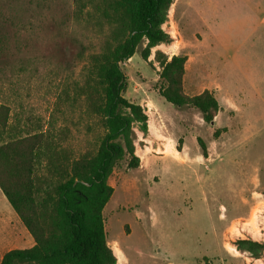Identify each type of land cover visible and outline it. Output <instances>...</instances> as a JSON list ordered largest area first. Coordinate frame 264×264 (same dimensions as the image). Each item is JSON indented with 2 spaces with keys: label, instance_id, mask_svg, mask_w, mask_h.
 I'll list each match as a JSON object with an SVG mask.
<instances>
[{
  "label": "rangeland",
  "instance_id": "1",
  "mask_svg": "<svg viewBox=\"0 0 264 264\" xmlns=\"http://www.w3.org/2000/svg\"><path fill=\"white\" fill-rule=\"evenodd\" d=\"M236 1L181 0L178 22L168 11L162 25L172 42L152 48L147 61L141 43L121 63L123 96L157 117L160 126L152 123L160 132L161 151L155 142L147 159V143L136 130L138 168L127 169L122 161L108 178L113 192L103 218L116 264H264V136L254 142L250 157L223 150L219 130L205 124L196 110L160 96L154 60L157 50L170 57L165 46L175 43V31L182 27L189 39L199 36L197 51L209 59L213 75L207 80L219 83L222 36L228 22L236 20V11L230 10ZM102 9L101 0H0V104L10 109L9 125L22 133L51 132L60 151L74 158L95 150L103 133L97 116L86 111L83 95L92 80L89 57L108 40ZM181 47L179 55L188 58L191 45ZM193 64L186 62L187 95L205 86L204 78L194 77ZM197 138L206 146V158ZM179 140L181 160L169 153ZM4 216L0 203V222ZM238 239L262 243L260 257L238 251Z\"/></svg>",
  "mask_w": 264,
  "mask_h": 264
},
{
  "label": "trees",
  "instance_id": "2",
  "mask_svg": "<svg viewBox=\"0 0 264 264\" xmlns=\"http://www.w3.org/2000/svg\"><path fill=\"white\" fill-rule=\"evenodd\" d=\"M110 30L102 51L89 57L92 80L84 91L86 111L97 116L102 135L95 150L78 157L60 151L48 131L22 133L9 125L10 109L0 104V191L33 238L30 248L7 251L0 264H116L106 240L103 209L113 188L108 178L120 162L136 169V130L147 134L143 107L123 96L126 76L121 63L144 43L141 57L172 39L162 25L173 0H101ZM160 96L178 107H190L212 125L218 103L211 92L189 96L183 91L186 56L169 59L155 51ZM2 134L7 136L2 137ZM216 134V133H215ZM201 155L206 146L197 138ZM181 141L176 147L180 151ZM235 246L257 259L263 244L238 239Z\"/></svg>",
  "mask_w": 264,
  "mask_h": 264
},
{
  "label": "crops",
  "instance_id": "3",
  "mask_svg": "<svg viewBox=\"0 0 264 264\" xmlns=\"http://www.w3.org/2000/svg\"><path fill=\"white\" fill-rule=\"evenodd\" d=\"M180 1L173 0L168 10L176 17L177 22L176 6ZM230 7H232L230 10L236 11L237 16L234 22H228L227 30L222 36L219 83L207 80L213 75L209 59H202L203 56L197 51L199 36L191 40L186 37L183 28L180 27L179 32L178 29L175 31L178 35L175 43L165 47L172 52L169 55L171 57L181 53V46H184L185 42L191 45V51L184 64V74L186 62L188 60L194 62V77L204 78L205 86L196 94L189 96L200 94L204 90L211 92L218 103V112L211 126L219 130L221 147L223 150L248 152L244 156L250 157L255 150L254 142L264 136V0H237L235 5L232 3ZM162 46L159 45L158 48ZM148 105L158 117H161L160 111L154 107V104L147 102ZM146 115L147 134L141 135L139 140L147 143L144 147L148 151L144 154L148 159L147 152L149 149L154 150L155 142L157 150L161 151L156 140L160 137V132H157L159 131L157 126L159 127L160 124L156 121L155 115ZM163 120H165L164 117H161V121ZM152 121H155L157 126ZM182 152L181 148L180 151L172 149L171 146L169 148V153L177 160H181L179 155ZM238 156L241 155L238 154ZM3 198L4 196L0 195V203L5 210V216L0 222V261L7 251L30 248L34 244L31 235L12 208L9 209L5 205Z\"/></svg>",
  "mask_w": 264,
  "mask_h": 264
},
{
  "label": "bare ground",
  "instance_id": "4",
  "mask_svg": "<svg viewBox=\"0 0 264 264\" xmlns=\"http://www.w3.org/2000/svg\"><path fill=\"white\" fill-rule=\"evenodd\" d=\"M119 260V259H118Z\"/></svg>",
  "mask_w": 264,
  "mask_h": 264
}]
</instances>
